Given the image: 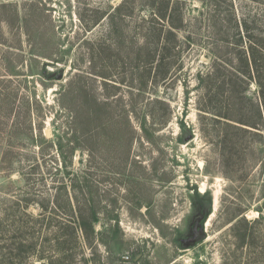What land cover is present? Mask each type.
Returning <instances> with one entry per match:
<instances>
[{
  "label": "rangeland",
  "instance_id": "rangeland-1",
  "mask_svg": "<svg viewBox=\"0 0 264 264\" xmlns=\"http://www.w3.org/2000/svg\"><path fill=\"white\" fill-rule=\"evenodd\" d=\"M124 1L0 0V253L30 264L34 241L47 264H264V224L243 244L232 228L259 216L260 165L224 176L201 131L197 73L219 49L229 57L210 12L181 2L182 53L158 75L176 78L155 83L167 21L152 22L150 0L119 14ZM235 7L264 24V3Z\"/></svg>",
  "mask_w": 264,
  "mask_h": 264
},
{
  "label": "trees",
  "instance_id": "trees-1",
  "mask_svg": "<svg viewBox=\"0 0 264 264\" xmlns=\"http://www.w3.org/2000/svg\"><path fill=\"white\" fill-rule=\"evenodd\" d=\"M150 1L149 6H152L153 10L152 22L156 24L162 20L167 21L166 29L158 30L160 33L156 38L154 50L156 52L154 58H157L156 72L149 76L153 82L158 83L160 78L158 75L164 64L168 63L170 66L177 62L176 59L171 61L170 56L177 57L182 53L180 48L183 41L178 35L185 27L181 2L186 0ZM201 1L210 12L208 21L213 33L220 37V48H226L229 53V57H224L220 49L214 52L211 62L197 73V88L201 89V92L204 91L197 99L203 137L209 143H214L219 152L221 172L224 176L235 178L234 172L238 171L236 166L239 165L241 170L247 162H250L248 166L253 171L260 165L264 177V159L259 157V149L256 146L258 143L264 144V24L255 12L243 15L241 20L238 19L235 0ZM253 1L264 3V0ZM128 2L129 0H125L119 5L117 8L119 14H122V8ZM231 22L235 23L234 26ZM153 33L154 30L149 28L145 32V47L151 45ZM186 39L190 44V35ZM162 74L160 78L162 80L176 78L170 75L169 71ZM147 82L141 89H145ZM90 111L84 110V116L92 117L93 113ZM180 124L182 129H189L185 121ZM262 191L264 197V178ZM257 210L259 216L255 219H248L244 214L246 210L232 219L235 221L232 227L234 234L242 244L250 237L257 238L252 235L253 228L257 224H264V204L258 206ZM89 222H91L90 215L81 212L80 227L86 232L90 226ZM258 237L264 244V232L258 234ZM56 242L58 245V232ZM35 247L36 243L32 241L28 248L30 252L27 251L29 252L27 261L34 264V260L38 258L43 260V264H47L44 255L33 253ZM17 256L18 253L15 255L8 253V257L5 253H0V264H17L15 263Z\"/></svg>",
  "mask_w": 264,
  "mask_h": 264
},
{
  "label": "flooded vegetation",
  "instance_id": "flooded-vegetation-1",
  "mask_svg": "<svg viewBox=\"0 0 264 264\" xmlns=\"http://www.w3.org/2000/svg\"><path fill=\"white\" fill-rule=\"evenodd\" d=\"M188 242H191V241H189V239H183L182 245L187 246L189 244Z\"/></svg>",
  "mask_w": 264,
  "mask_h": 264
},
{
  "label": "water",
  "instance_id": "water-1",
  "mask_svg": "<svg viewBox=\"0 0 264 264\" xmlns=\"http://www.w3.org/2000/svg\"><path fill=\"white\" fill-rule=\"evenodd\" d=\"M192 138V135L187 136L186 141H189Z\"/></svg>",
  "mask_w": 264,
  "mask_h": 264
}]
</instances>
